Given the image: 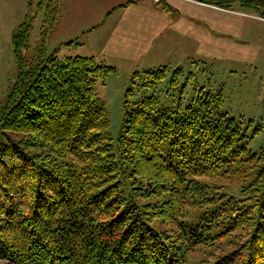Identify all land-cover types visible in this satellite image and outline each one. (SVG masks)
I'll return each mask as SVG.
<instances>
[{
    "label": "trees",
    "instance_id": "obj_1",
    "mask_svg": "<svg viewBox=\"0 0 264 264\" xmlns=\"http://www.w3.org/2000/svg\"><path fill=\"white\" fill-rule=\"evenodd\" d=\"M193 1L226 10L233 3L264 6V0ZM60 2L38 5L49 8L51 26L41 27L27 68L21 49L31 20L12 34L18 76L0 106V259L186 264L188 253L206 246L224 254L201 264H264V148L248 153L240 144L234 151L247 138L241 123L195 102L181 113L158 109L154 96L124 115L113 145L95 86L115 69L94 58L46 55ZM155 71L145 72L151 77L145 86L165 77V67ZM240 153L248 154L247 197L214 193L221 187L210 181L222 165L221 174H231ZM208 206L211 220H184L188 209ZM215 238L222 240L211 243Z\"/></svg>",
    "mask_w": 264,
    "mask_h": 264
},
{
    "label": "rangeland",
    "instance_id": "obj_2",
    "mask_svg": "<svg viewBox=\"0 0 264 264\" xmlns=\"http://www.w3.org/2000/svg\"><path fill=\"white\" fill-rule=\"evenodd\" d=\"M31 1L32 3L26 9V14L17 26L13 28V24H11L8 29L0 28V106L5 105L18 76V66L12 48V34L27 17L28 23L31 20L32 29L27 40V48L21 49L25 57V68H27L39 46L41 27L43 26V30H49L48 28L51 26L49 24V8L46 9L43 4L38 7L41 2H47L48 0ZM126 1L129 0H82L85 8L81 6V9L84 12L80 14L75 12V16L79 17L87 13L86 16L90 19L91 17L98 19L101 10L113 7L111 11L115 13L117 10H114V7ZM140 1L142 0H132L133 5H137ZM152 1L161 12L170 14L171 17L176 14L173 9L170 12L164 10L168 7L165 0ZM175 1L178 7L183 6L187 10H191V5L185 2L186 0ZM187 1L198 3L193 0ZM255 6V10H251V5L245 7L248 8L245 9L240 7L238 3H233L230 10L245 11L259 19H264V6L258 5V3ZM46 18L47 23L43 25ZM112 18V22L115 23L114 20H117L118 15L115 14ZM58 30L54 28L47 38L46 55L55 54L58 58L63 59L68 57L71 52L62 45L65 41V33ZM240 32L247 34L239 37L237 42L242 46L240 49L245 52L244 57L241 59L219 55L214 51L206 59H200L194 54L196 45L186 43V39L183 38L180 40L181 47L171 49L167 56L162 52L156 63L147 60L148 56L140 57L137 60L96 59L98 63L102 62L115 69V72L110 74L103 83L98 81L95 86L96 100L105 110L112 144H116L124 115L135 109L138 102L154 96L157 99L158 109H169L174 113L183 112L188 105L195 102L194 105L199 103L204 111L209 109L214 115L227 114L229 118L241 123L242 131L247 137L234 143L233 150L238 151L237 146L241 144L248 153L260 152L264 148V25L251 20L241 28ZM222 47L226 48L225 45H222ZM186 52L190 53L193 58L183 56ZM229 53H231L230 50ZM161 67H165V77L155 85L145 86V83H148L151 78L145 75V72L155 71ZM127 91H130L128 95ZM208 94H210V98L207 97ZM209 100H211V107L205 104ZM247 158L248 154L240 153L235 160L241 162L234 164L231 174H221L226 166L222 165L218 172L219 175L209 183L211 187H221L219 190L213 189L214 193L218 195L224 193L236 199L247 197L242 192L246 182L251 180L249 171H247L249 162H242ZM124 189H127L126 185H124ZM187 211L190 216H186L185 221L202 223L205 222L204 219L211 220L209 206L200 209L190 208ZM216 230L211 231L212 236L218 234L219 230ZM220 240L222 239L215 238L211 243L217 244ZM221 247L225 253L230 250V248L227 249L225 244ZM221 254L222 252L218 249L205 246L188 253L186 264H201L202 261H213L224 253ZM211 256L214 259H211ZM0 264L9 263L0 259Z\"/></svg>",
    "mask_w": 264,
    "mask_h": 264
},
{
    "label": "crops",
    "instance_id": "obj_3",
    "mask_svg": "<svg viewBox=\"0 0 264 264\" xmlns=\"http://www.w3.org/2000/svg\"><path fill=\"white\" fill-rule=\"evenodd\" d=\"M165 2L171 6L169 10L176 12L173 17L161 12L152 0H142L137 5L129 0L114 7L115 13L109 7L101 10L98 19H90L87 13L75 16V12H84L82 0H61L55 28L65 33L62 45L71 52L68 57L137 60L148 56L147 60L156 63L162 52L167 56L171 49L181 47L182 38L196 45L194 54L200 59H206L213 51L241 59L245 52L237 42L239 37L247 35L240 32L241 28L251 20L264 25V19L245 11L224 10L186 0L191 5V10H187L178 7L175 0ZM31 3V0H0V28L17 26ZM115 14L118 18L113 23ZM183 56L193 58L188 52Z\"/></svg>",
    "mask_w": 264,
    "mask_h": 264
},
{
    "label": "built area",
    "instance_id": "obj_4",
    "mask_svg": "<svg viewBox=\"0 0 264 264\" xmlns=\"http://www.w3.org/2000/svg\"><path fill=\"white\" fill-rule=\"evenodd\" d=\"M155 2H157V0H155Z\"/></svg>",
    "mask_w": 264,
    "mask_h": 264
}]
</instances>
